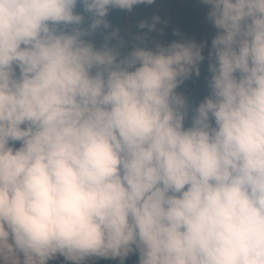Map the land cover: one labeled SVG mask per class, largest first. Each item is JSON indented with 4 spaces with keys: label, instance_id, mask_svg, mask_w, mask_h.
<instances>
[{
    "label": "clouds",
    "instance_id": "1",
    "mask_svg": "<svg viewBox=\"0 0 264 264\" xmlns=\"http://www.w3.org/2000/svg\"><path fill=\"white\" fill-rule=\"evenodd\" d=\"M154 3L0 0V264H264V0H201L208 52L136 33Z\"/></svg>",
    "mask_w": 264,
    "mask_h": 264
},
{
    "label": "trees",
    "instance_id": "2",
    "mask_svg": "<svg viewBox=\"0 0 264 264\" xmlns=\"http://www.w3.org/2000/svg\"><path fill=\"white\" fill-rule=\"evenodd\" d=\"M173 0H155L154 4H140L134 7V13L131 15V25L135 28L136 33L145 32L147 29H141L138 27L141 21L146 23H152L153 17H159V22L156 23L155 31H152L156 36H158L162 43H171L172 41H183L189 40L191 38V28L199 20V11L188 5H182L179 9L178 19L175 23H166L155 11L156 5H166L172 3ZM79 7L77 11H79ZM124 10L112 9L110 10L107 20L109 21L111 27L108 31L112 29H119L120 36L126 39L125 46L121 49L122 52L126 53L131 50L134 46L129 40L128 36L124 33L123 29L125 25L120 22V16ZM88 21L86 20V23ZM103 31H98L96 33L95 42L97 45L102 43ZM216 34V31H215ZM134 39V37H133ZM205 56V55H204ZM200 75H192L186 79L177 89L178 93H181L187 100L189 106V116L186 118L185 122L190 120L192 115V109H194L203 98L208 95L209 90L204 89L201 85V80L205 77L210 76L208 72V56H205V60L200 64ZM188 126V125H185ZM19 146L18 144L16 145ZM49 264H65L63 257H58L56 260L50 261ZM85 264H120L118 259H96L92 258L85 261ZM124 264H138V254H130L124 261Z\"/></svg>",
    "mask_w": 264,
    "mask_h": 264
},
{
    "label": "rangeland",
    "instance_id": "3",
    "mask_svg": "<svg viewBox=\"0 0 264 264\" xmlns=\"http://www.w3.org/2000/svg\"><path fill=\"white\" fill-rule=\"evenodd\" d=\"M182 5H189L190 7L196 8L201 13L199 21L192 27L191 40L193 39L197 43L204 42L206 44L204 50L208 52L211 40L215 35V28L207 21V7L201 3V0H174L171 4L158 7V11L167 22L173 23L178 19L179 9ZM122 14L120 16V22ZM123 31L129 36V29L126 25ZM189 123L190 120L186 121L185 125H188Z\"/></svg>",
    "mask_w": 264,
    "mask_h": 264
}]
</instances>
